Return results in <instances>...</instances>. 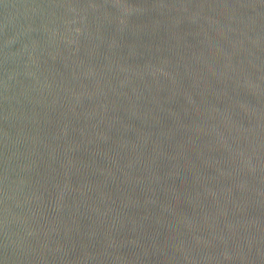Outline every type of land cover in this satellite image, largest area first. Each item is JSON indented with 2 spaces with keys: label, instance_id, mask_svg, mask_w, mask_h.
I'll use <instances>...</instances> for the list:
<instances>
[{
  "label": "water",
  "instance_id": "obj_1",
  "mask_svg": "<svg viewBox=\"0 0 264 264\" xmlns=\"http://www.w3.org/2000/svg\"><path fill=\"white\" fill-rule=\"evenodd\" d=\"M0 264H264V0H0Z\"/></svg>",
  "mask_w": 264,
  "mask_h": 264
}]
</instances>
